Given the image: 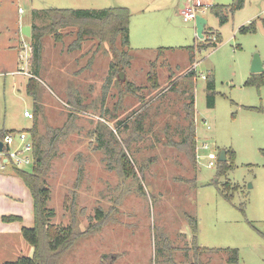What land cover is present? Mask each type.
I'll use <instances>...</instances> for the list:
<instances>
[{
    "label": "rangeland",
    "instance_id": "obj_1",
    "mask_svg": "<svg viewBox=\"0 0 264 264\" xmlns=\"http://www.w3.org/2000/svg\"><path fill=\"white\" fill-rule=\"evenodd\" d=\"M200 1L203 6L197 12L207 19L203 39L196 37L194 21L183 20V0L0 2L10 23L21 16L20 25L30 18L33 25H45L48 18H36L33 11L42 14L52 7L125 6L131 12V60L110 81L112 58L97 39L70 47L76 38L73 27L61 30V40L43 36L36 77L41 111L36 113V100L26 89L33 73L30 38L24 36L21 50L0 51V129L10 130L11 148L21 150L31 139L27 130L34 122L44 138L41 147L50 128L69 129L56 143L45 179L48 207L54 211L51 222L76 224L80 232L94 228L76 236L59 264H191L197 258L203 264H227L224 250L231 248L238 251V264H264V83L258 82L260 73L250 71L255 53L264 67V2L244 0L240 9L227 11L226 22L220 24L211 6L225 10L233 0ZM251 22L255 31H240ZM22 26L17 25V33ZM202 42L216 45L196 52L190 62L186 47ZM159 48L166 49L156 56ZM151 63L156 86L148 78ZM193 68L194 155L183 141L189 97L183 82ZM120 72L122 82L133 86L129 91L117 85ZM252 74L254 82L248 84ZM212 82L210 102L207 88ZM24 110L33 118L24 117ZM203 143L208 149L201 148ZM222 149L234 150L235 157L230 154L232 168L216 177L217 164L209 168L206 156ZM121 150L132 175L126 176L117 160ZM97 210L104 215L101 221ZM9 215L21 218L2 219ZM186 215L196 218V241ZM32 225V196L8 164L0 172V263L33 254L20 232ZM194 243L219 250L196 257Z\"/></svg>",
    "mask_w": 264,
    "mask_h": 264
},
{
    "label": "trees",
    "instance_id": "obj_2",
    "mask_svg": "<svg viewBox=\"0 0 264 264\" xmlns=\"http://www.w3.org/2000/svg\"><path fill=\"white\" fill-rule=\"evenodd\" d=\"M244 0H233V3L223 10L221 5L211 6L212 12L219 18L220 23H224L227 20V11L234 12L237 9H240L243 6ZM225 11V12H224ZM36 18L40 15H44L48 18V23L43 26L40 25H31V35H30V62L31 67L33 68L32 76L28 79L26 89L28 93L32 94L36 100L35 113L41 111L40 104H37V79L36 77L39 74L41 67V58H42V38L45 34L52 35L55 40H61L62 34L61 30L67 27L76 28V38L73 41V45L70 47H78L80 43L86 38L97 39L98 45L104 44V51L111 56L112 61L109 68L108 81H110L111 76L118 73L127 67L131 60L130 47H129V20L131 16L130 10L125 6H114L107 7L99 10L95 9H74V8H47L44 10V13L39 14L36 10L33 11ZM34 20V19H33ZM33 22V21H32ZM264 22V19H263ZM240 31H255V24L251 22L249 25H242ZM217 40L219 41V36L217 34ZM118 41V43H117ZM216 41V42H218ZM216 44H207L200 43L193 46H187L188 57L192 62L196 52L209 47L215 46ZM166 48H159L158 56L163 54V50ZM152 70L148 72V78L153 84L157 85V75L156 67L154 63H151ZM255 74V73H254ZM251 75L248 80V84L254 82L253 76ZM260 78L258 82L264 83V72L260 73ZM195 76V71L191 70L189 74L184 78V92L188 93V101L185 104V119L187 120V134L184 137L183 141L190 144L192 154L194 155V143L196 139L195 135V121H194V82L193 79ZM117 85L125 86L126 90L129 91L133 86L130 82H122L119 77H117ZM208 92L212 96L213 82L208 86ZM36 122L33 126L27 130L30 134L32 144H33V162L30 169H25L19 167L14 163H8L12 167L15 174L23 181L25 186L30 191V194L33 199V225L31 227L23 226L21 228L22 237L32 246L33 254L30 256H20L14 261H5L1 264H59L60 259L64 251L72 245L76 236L78 234H85L91 228H94L93 225L88 226L85 231H79L76 224H71L68 226H57L51 222V219L54 215V211L48 207V200L50 198V190L46 183V176L50 168V161L52 155L56 150V143L59 140V137L63 133H68V128H59V129H49L48 131V142L44 146H40L42 143V135L36 127ZM65 129V132L61 134L57 131H62ZM10 131V130H9ZM8 130L0 129V138H2L5 133L9 132ZM264 153V150H261ZM230 154L234 160L235 152L232 149H226V159L224 161H219L218 156L216 159V177H220L228 172L232 168L233 161L229 158ZM117 160L122 161V170L124 174L132 175L133 170L128 167V157L126 153L122 150L117 153ZM232 163H231V162ZM215 182V180H213ZM220 194L224 198L230 199L231 196L226 195L223 190L218 189ZM96 214L97 220L101 221L103 214L100 210H97ZM101 212V213H100ZM187 222L192 230L193 239L195 240V233L197 230V221L194 216L186 215ZM21 217L16 215L2 216L4 221H14L19 220ZM78 230V232H77ZM196 241V240H195ZM194 255L198 257L204 252H213L218 251L217 248H200L197 244L193 245ZM228 252L229 258L227 259V264H238V251L236 248L224 250ZM191 264H203L197 258L194 263Z\"/></svg>",
    "mask_w": 264,
    "mask_h": 264
},
{
    "label": "built area",
    "instance_id": "obj_3",
    "mask_svg": "<svg viewBox=\"0 0 264 264\" xmlns=\"http://www.w3.org/2000/svg\"><path fill=\"white\" fill-rule=\"evenodd\" d=\"M264 1V0H263ZM203 6V3L200 0H194L190 6L185 7L183 10H181V15L184 21L189 22V21H194L195 17L198 14V8H201ZM21 10V9H20ZM263 19H264V14H263ZM203 78L205 77L204 75H201ZM23 116L26 118H33V113L24 110ZM26 137L25 132L20 133V139L24 140ZM11 135L8 133H5V135L0 138V141L3 142L2 150L0 151V168H4L6 163H14L15 165L19 167H24L25 165H31L33 162V144L32 140L29 139L27 142L23 143V146L21 150L18 149H12L9 141H10ZM8 146V148H6ZM209 145L207 143H203L201 148L202 149H208ZM28 152V153H27ZM216 154L214 152H209L206 156V159L208 160L207 166L209 168L213 167L215 165L216 159H217Z\"/></svg>",
    "mask_w": 264,
    "mask_h": 264
},
{
    "label": "crops",
    "instance_id": "obj_4",
    "mask_svg": "<svg viewBox=\"0 0 264 264\" xmlns=\"http://www.w3.org/2000/svg\"><path fill=\"white\" fill-rule=\"evenodd\" d=\"M9 1H13V0H0V2L2 3V5L5 3V2H9ZM194 0H183V2L181 3L183 6L187 7V6H190L189 3H192ZM264 2V1H263ZM10 3V2H9ZM6 5V4H5ZM216 5H219V4H216ZM5 7H2L0 6V51L2 50H14L17 48V50H21V43L24 42V35L20 34V33H17V25L18 26H22L24 24V22L20 25L21 23V16L19 15L18 18H14L13 19V22L10 23L9 22V19H7V12L5 11ZM128 8V7H127ZM19 11L20 8H19ZM20 13V12H19ZM16 19L18 21V24L16 22ZM207 20V19H206ZM226 22V21H225ZM220 23V21H219ZM207 24V23H206ZM220 24H223V23H220ZM25 25H29L30 28H31V25H32V19L30 18V21H28V23H26ZM23 25V26H25ZM205 27L207 28V26L205 25ZM240 28V27H239ZM19 29V28H18ZM205 30V29H204ZM9 31V32H8ZM30 35H31V30H30ZM27 38H30V36H26ZM158 54V51L156 53V56ZM188 56V55H187ZM196 56V55H195ZM189 59V57H187ZM195 59V57H194ZM193 59V60H194ZM190 61V60H189ZM191 62V61H190ZM194 67V65H193ZM193 70L195 71V68H193ZM196 75V74H195ZM202 77V76H201ZM206 77V76H205ZM204 77V78H205ZM203 78V77H202ZM7 163L6 165L4 166V168H0V172H3L6 167H7ZM23 227V226H22ZM21 227V228H22ZM6 231H8V229H3V233H6ZM20 232H21V229H20ZM8 233V232H7ZM1 264V263H0Z\"/></svg>",
    "mask_w": 264,
    "mask_h": 264
},
{
    "label": "water",
    "instance_id": "obj_5",
    "mask_svg": "<svg viewBox=\"0 0 264 264\" xmlns=\"http://www.w3.org/2000/svg\"><path fill=\"white\" fill-rule=\"evenodd\" d=\"M206 23H207V20L204 16L197 15L195 17L194 26H195V33H196L197 38H199V39L204 38V29H205ZM21 34L29 37L30 36V27L28 25L22 26ZM250 71H251V73H261L264 71V67L262 65V61H261L259 54H256V53L254 54L252 62H251V66H250ZM118 77L120 80H123L124 79V73L120 72ZM2 146H3V142L0 141V151L2 150ZM6 148H8V146H6ZM225 159H226V151H225V149H222L218 153V160L224 161Z\"/></svg>",
    "mask_w": 264,
    "mask_h": 264
}]
</instances>
